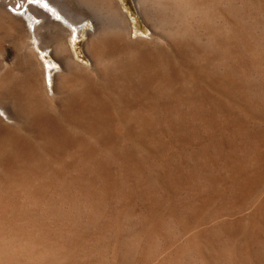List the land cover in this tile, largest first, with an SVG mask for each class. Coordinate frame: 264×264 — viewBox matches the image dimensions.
<instances>
[{
	"label": "bare ground",
	"instance_id": "1",
	"mask_svg": "<svg viewBox=\"0 0 264 264\" xmlns=\"http://www.w3.org/2000/svg\"><path fill=\"white\" fill-rule=\"evenodd\" d=\"M6 1L0 0V15L10 19L8 23L9 31L16 35L19 50L21 55L26 58L30 72L26 81L14 85L13 92L15 96L0 89V120L13 121L19 131L30 130L35 133L43 131L39 138L41 141L39 145L44 150L45 155L43 156H46V159L44 160L36 152L34 153L35 150L32 146L21 141L0 143V152L10 150L14 152V155L6 156L0 163V229L4 225L1 232L6 234L0 240V264L17 262V257L20 255L25 256V259L33 264L38 262L48 264L57 257H66L73 251L78 250V247H74L77 238H79L78 241L86 238L87 233L82 229V223L84 221L93 222L97 217L99 206L108 197L113 195L124 197L132 191H139L141 188L148 187L152 179L162 185L164 192H175L176 194L177 191L192 190L196 178L199 177L198 172L204 169L201 163L205 162L207 165L214 157L217 160L222 158L221 154L226 150L222 146L225 144L220 141L219 136L215 139L211 135V131L219 129L220 134L225 135V132L221 131L222 127H227L225 122L227 124L234 122L236 116L234 117L230 111L225 110L226 108H220L210 97L205 98L201 95L186 99L180 91L174 88L173 83H169L167 86L161 84L154 97L148 94V88L158 78L164 81L166 78L161 77L160 71L152 60L146 58L147 56L144 58L130 55L133 57V63L128 67L123 66V63L118 61L125 56L124 51H127L129 44H132L129 42L132 40V31L131 23L122 12L117 0H77V2L64 0L60 3V7L58 6L60 0H17V3H22L20 9L24 8V11L19 14L20 18H16L6 8L8 4H13V0L10 3H8L9 0ZM136 1L152 30L150 42L155 46L163 45L167 49L176 52L178 57L181 56L180 59H182L184 49L191 46L212 44L214 46L212 50L216 53L218 48H221L220 42L226 37V26L230 27L231 32L237 33L234 28L235 24L229 22L226 25L228 20L226 6L229 0ZM15 11L17 12V10ZM234 15L238 16V14ZM88 21L94 24V31L89 35L86 45L92 61L91 70L108 82V92L118 105L119 117L115 115L118 118L112 116V112L107 106L93 107L87 105L97 97L93 89L96 87L95 85L92 88L81 83L79 90L70 97L65 95L62 90L71 87L69 76L75 77L74 79L78 83L77 76L82 66L77 65L72 59L69 44L80 35V28H82V26L79 28L80 24ZM115 48L121 49L122 52L117 55L118 59L111 57V50ZM36 49L42 52L52 49L54 58L62 67V71L56 75L52 94L48 92L47 81L53 80V72L49 66L38 59ZM215 53L213 54L215 55ZM258 53L259 57L249 64H252L254 69V81H258L262 85L264 84V51H258ZM175 55L174 57H176ZM194 55L198 58L199 54L195 53ZM175 60L177 59L175 58ZM201 60L206 65L208 64L209 60ZM225 61H220V59L212 61V65L222 67ZM242 61H234L230 64L226 62L225 65L228 66L227 68L230 71L227 75L218 74L219 80L212 78L210 80L211 75L214 74L212 70L209 71V76H205V79L213 81V84L210 82V86H213L217 93L231 99L242 114L247 111V117H252L253 114L257 115L264 112V104L261 101V105L258 103H255V106L251 104L250 93L245 92L247 84H249L248 81H251L249 79L251 71L248 72L246 67L240 68L245 65L243 63H246ZM226 67L224 66L227 70ZM167 68L169 79H172L171 68L170 66H167ZM3 70L6 69L3 68ZM137 71H140V73L138 74ZM131 72L132 74L137 73L134 81L129 80ZM113 73L121 74V77L125 76L121 80L122 84H120L119 92L116 88H114L116 89L114 91L111 89L115 84L108 80L111 79ZM97 79L99 80V78ZM263 90L260 89V92H263ZM259 94L254 93L255 98ZM43 100H47L49 106L53 109L60 110L62 119L69 127L70 132L67 129L65 131L64 127L61 128L57 124V118L54 122L51 119L52 117L45 116ZM205 106H210V114H205ZM49 114L48 116H50ZM26 119H30L33 125L30 127L25 126L24 121ZM19 131L18 133H21ZM237 131L239 132V130ZM231 133L233 132L231 131ZM251 140L248 139V141ZM249 145L250 147H246L248 148L245 150L246 153L242 155L238 163L236 162V165L249 164L254 160L253 152L255 148L251 144L247 146ZM225 162H227L226 157ZM238 165L237 167H239ZM230 168L234 170L235 164ZM240 170L236 172L240 177V180L236 181L237 183H223L213 176L214 179L212 178L206 184L203 183L202 191L199 190L198 193H194L193 196L196 197V201L194 199L193 201L195 203L193 202L189 208L184 207V210L180 211L181 213L178 212V221L184 233H194L197 227L192 221L196 217L199 218L204 213L206 214L207 210H213L214 207L212 206H215V201L212 199L214 196L208 197L207 193H210V195L211 193L217 194L215 188L223 189L227 186L232 188L231 191L233 192V188L240 189L243 183L245 185L248 183V180H246L248 176L245 177L242 183L243 174L245 176L246 173ZM230 174L228 175L230 176ZM260 174H258L257 179H259ZM201 176L203 178V175ZM263 176L261 174V177ZM252 183L254 184V182ZM250 185L247 184L246 189L252 186ZM246 189H244L245 192ZM254 190H258V188ZM18 193L24 199L35 202V204L21 207L14 205L10 201ZM136 193L135 195H137ZM250 194L248 197H244V201L236 203L240 209L249 205L251 209L249 220L251 222L247 221L253 227L257 224H254L256 219L254 217L259 215V208L263 202H261V198L259 199V193L257 195L259 197H256V195L253 197ZM246 195L248 194L246 193ZM220 196L222 195L220 194ZM234 196H236V193ZM47 199L57 200L60 204L59 209L55 211L51 205L44 203ZM160 205H163V203ZM171 207L174 208V206ZM178 207L176 208L178 209ZM170 211L171 214L177 215V210L176 212L174 210ZM245 211L246 209L242 212L246 213ZM246 214L248 215V213ZM260 214L261 218L262 211ZM205 221L207 222V219ZM166 223L168 224V222ZM257 226L260 227L261 225ZM262 226L264 227V224ZM233 231L229 225V235H232L231 232ZM246 231L247 229L245 233ZM257 232L259 231L257 230ZM197 236V238L192 239L195 243L194 248L197 247L196 244L198 245L201 242V234Z\"/></svg>",
	"mask_w": 264,
	"mask_h": 264
},
{
	"label": "rangeland",
	"instance_id": "2",
	"mask_svg": "<svg viewBox=\"0 0 264 264\" xmlns=\"http://www.w3.org/2000/svg\"><path fill=\"white\" fill-rule=\"evenodd\" d=\"M10 1L11 0H9L8 3H10ZM62 1L64 0H60L58 4L59 7L61 6L60 3ZM117 1L120 5V8L122 9V12L128 17V21L129 23H131L130 25H131V31H132L131 32L132 40L129 41L132 44H129L127 51H124V53H126L125 56L121 57V59H119L118 61L122 62L123 66L128 67L133 63L134 56L144 57V58L147 56L146 58H149L150 60H152L156 68L160 71L161 77L166 78L165 81L160 80V78H158V80L155 81L148 88L147 90L148 94L154 97L156 96L157 91L159 87L161 86V84L167 86L169 83L170 84L173 83L174 88L180 91V93L183 94V96L186 99H191L193 97L194 98L199 97L201 95L205 98L210 97L215 101V103L220 108L221 107L224 109L226 108L225 110L230 111L231 114H233V116L234 117L236 116V117H235L234 122H231L228 124L225 122L227 127H222L223 130L221 129L222 132L223 131L225 132V135L223 134L222 136L219 132V129H216L215 131H211L212 132L211 135L215 137V139L219 136L220 141L224 142L222 143L225 145H223L222 147L223 149H226V150L224 151L223 154H221L222 158H219V160H217V158L214 157L212 158L211 162H209L207 165L205 164V162L201 163L204 169L200 170L201 173H199L200 171L198 172L199 177L196 178L195 185L191 188L192 190L180 191L181 193L183 192L182 194L179 191H177L176 194L175 192L174 193L164 192L165 190L163 189L162 185L158 184L155 179H152L151 180L152 182L148 184V187L146 186L144 188H141L139 191L138 190L132 191V193L124 197H121L118 195H113L112 197H108L99 206L100 208L98 209L97 217L95 218V220L93 222L84 221V223H82V229L87 233V235L85 239L78 241L79 238H77L76 242H74L75 244L73 243L74 247H78V250L73 251V253H71L70 255L68 254L66 257H63V256L59 258L57 257L56 259L51 260L50 263L52 264H264V261H262L264 260V227L262 226L264 224V219H263L264 217V211H263L264 210V201H263L264 200V197H263L264 196V176L261 177V174L264 175V172H263L264 171V112L257 114V115L253 114L252 117H247V114H246L247 111L245 113L243 108H241L245 113V114H242V112L236 107V105L234 104V102H232L231 99L224 97L220 93H217L214 87L210 86V82L211 84H213V81H209V80L207 81L205 79V76H209V71L212 70L214 74L211 75L212 77H210V80L211 78L214 80H217L219 77L218 74L227 75L229 73L230 69L228 70L227 68L228 66L226 67L225 65L226 62L230 64L234 61L243 60L242 62H246V63H243V65L244 64L245 65L242 67L240 66L238 67H240L241 69L243 67H246L248 69V72L251 71V74H250L251 76L249 78L251 79V81H248L249 84H247L246 90L245 88H243V90H245V92L248 94L250 93L249 99L252 105L255 106L257 103L261 105L260 101L264 104V90H263L264 84L260 85L258 81H254V78H255L254 69H253L252 64H249L253 60L259 57L260 52L258 53V51H264V27H263L264 26V11H263L264 10V0H242V1L241 0H229L227 1L226 12L228 14L227 15L228 20L226 22L227 23L226 25H228L229 22L233 23V25L235 24L234 28L237 30V33L231 32L230 27L226 26V29H227V30L225 29V33H227L226 37H224L225 39L222 42H220V44L217 43L221 46V48H218L216 53L215 51L212 50V48L214 47L212 44L204 45V46H191V47H186L184 49L185 51H183L184 53H183L182 59H180L181 56L180 57L177 56L176 52L167 49L163 45L155 46L153 45V43L150 42L152 30L149 27L148 23L146 22L145 18L143 17L136 0H117ZM12 2H13L12 5L7 3L8 5L6 8L8 11L12 12L16 16V18H20L21 16L19 14H21L24 11V8L20 9L22 3H17V0H13ZM71 2H77V0H72ZM259 4L260 6H258ZM15 10H17L18 14ZM229 14L230 15L233 14V15L230 16ZM234 14H238V16L237 15L235 16ZM0 19H1L0 20V49H1L0 50L1 51L0 52V66H1L0 67V89L7 93H10L13 96L14 95V92H13L14 85H17L19 82L21 83V82L26 81L29 77L30 69L28 68V65L26 63L27 62L26 58L21 55V51L19 50L20 48L19 42H18L16 35H14L11 31H9L10 29L8 28V23L10 19L4 17L3 15H0ZM234 19L236 20L234 21ZM81 26L82 28H80ZM237 27H239L240 29L239 28L237 29ZM259 27H262V28H259ZM79 28L81 31L80 35L77 36V38H75V40L70 42L69 44L72 59L74 60V62L77 63V65L82 66L77 76L78 83H76L77 80L74 79L75 77L69 76L71 87L69 89H66V90L62 89V90L65 92V95L70 97L76 91L79 90L81 83H83L86 87L91 86L92 88L95 85L96 87H94L93 89L95 93L97 94V97L93 100L90 99L91 102L87 103V105L93 106V107L94 106L100 107V105L107 106L111 110L112 116L118 118L119 117L118 105L112 99L111 94L108 92L109 91L108 84H107L108 82L105 81L106 79L100 78L99 75L95 73V71L91 70L92 61L87 52L86 45L89 39V35L93 33L94 31V24L91 21H88L86 23H81ZM36 52L38 54V59L45 65L49 66L50 70L53 72L52 73L53 80L49 82L47 81L48 92L52 94L54 92V82L56 79V75L62 71V67L57 62V60L54 58L52 49H49L45 52H42L41 50L36 49ZM203 52L205 56H203L204 55ZM121 53H122L121 49L115 48L111 50V57L113 59H118L117 55ZM195 53L199 54L198 58L197 56L195 57L194 55ZM213 53H215L216 56ZM130 55L133 57H131ZM174 55L176 57H174ZM175 58L177 60H175ZM201 59H206L207 61L209 60L208 64L206 65L205 63H203ZM219 59L220 61L222 60L225 61L226 59V61L224 62L225 64L223 65L227 68V70L224 68V66L221 67V66L212 65V61H217ZM5 65L7 67H4ZM167 66H170L171 68L170 74L172 75V79H169V75L167 74V69H168ZM3 68L6 70H3ZM87 72H89V74H87ZM137 73L139 74L140 71H137ZM137 73L132 74L131 72V74L129 75V80L134 81L135 75H137ZM96 74L98 77L96 76ZM97 78H99V80ZM123 78H125V76L121 77V74L119 75L118 73L116 74L113 73V76H111V79H108V80H111L115 84V86L112 85L114 87L111 88L113 89V91L116 89L118 92L120 91L119 88H121L120 84H122L121 80H123ZM260 89L263 90V92L262 91L260 92ZM254 93L256 94L260 93V94L259 96H256L255 98ZM42 104H43V110L45 112V116L49 118L52 117L51 119L54 122H55V119L57 118L56 119L57 124L61 126V128L64 127L65 131L67 129V131L70 132L69 127H67V125L64 123L62 119L60 110L53 109L52 107H50L47 100H43ZM205 107L208 110L207 111L205 108V114L206 115L210 114V111H211L210 106H205ZM48 111L50 112V114ZM263 111H264V106H263ZM48 114L50 116H48ZM115 115H117L118 117ZM13 124L14 123L11 120L9 121H6L4 119L0 120V143L21 141L24 144L32 146L35 150L34 153L36 152L40 157H43V159L45 160L46 156H43L45 155L44 150L41 149L39 145V143L41 142L39 138L43 134L42 133L43 131L39 132L41 134L35 133L34 131H30V130L29 131L27 130L19 131L16 129L15 124L14 125ZM24 124L25 126H29V127L33 125L30 119H26L24 121ZM229 130H230V133L231 131L233 132L231 133L232 134L231 137H230L231 134L229 133ZM237 130H239V132ZM18 131L21 133H18ZM226 134H230V135H226ZM249 138L252 139L251 141L254 143H252L251 141H248ZM248 144H251V146L255 148L254 152L256 151V153L253 152V156H255L253 160L254 162L252 161L249 164L248 163L242 164L240 166L237 164L239 166L237 167L236 162L238 163V160H240L242 158V155L246 153L245 150H247L250 147V145L247 146ZM8 155L9 156L14 155L13 150L0 152V163L2 162L3 158H5ZM235 156L238 158H236ZM225 157L227 158V162H225L226 164L224 163ZM229 162H230V165H229ZM234 164H235V168H234L235 171L233 169L231 170L230 168V167H233ZM239 168L240 169L242 168V169L240 170ZM238 170L246 173L245 176L243 174V178H242L243 180H241L242 183L245 180V177L248 176L249 179L246 177V180H248L247 184H251L252 186L251 185L250 186L252 188L249 186L251 189L248 187L246 189L245 186L247 184L245 185V183L243 184L241 183L242 188L243 187L244 188L243 189L233 188V192L231 191L232 188L227 186L226 188L223 187V189L215 188L217 190L216 191L217 194L211 193L210 195V193H207L208 197L214 196L212 199L213 201H215V206H212L214 207L213 210L212 209L207 210L206 211L207 213L203 214L204 217L202 215L199 216L200 220L199 218L196 217L192 221L194 225L196 224L195 227H197V230L194 231V233L191 232L192 235L190 233L188 234L187 232L184 233V230L179 224L178 215L184 210V207L189 208L193 204L194 202L193 199L196 201V197L194 198L193 195L198 193L199 190L200 191L203 190V183L204 184L208 183L209 180H212V178L214 179L213 176H215L217 180L222 181L223 183L234 184L236 181L238 182L240 180V177H238L239 174L238 175L236 174ZM229 173H231L230 176L228 175ZM247 173H249L250 175L249 174L247 175ZM233 174L234 176H232ZM258 174H260L259 179H257ZM201 175H203L204 179L202 178ZM228 177H230L231 179ZM256 179L257 181H255ZM252 182H254V184ZM152 186H153V189H152ZM257 188L258 190H254ZM244 189H246V192ZM238 190H241V191H238ZM184 192L186 193V195ZM234 192L236 193V196H234L235 195ZM135 193L137 195H135ZM246 193L248 195H246ZM258 193L260 197L257 196ZM132 194H133V197H132ZM220 194L222 196H220ZM249 194L253 195V197L256 195V197H259V199L261 198L262 199L261 202H263L259 208V215L254 217V219L256 218L254 221V224L256 223L257 224L253 225V227L249 225V222H251L249 220V214L251 213V209L249 208V205H247L245 208L240 209L238 208L239 205L236 203L238 201H244L245 200L244 197L245 198L248 197ZM260 194L263 196L261 197ZM234 198H236L237 201L236 199L233 201ZM225 199H226V202H225ZM227 199H230V200H227ZM229 201H231L232 203ZM10 202H12L14 205H18V207L29 206V205L35 204V202H31L30 200L24 199L20 193L15 195ZM44 203L51 205L55 211H57L60 206L57 200L52 201V199H47L44 201ZM162 203L163 205H160ZM227 204H229L228 208H227ZM171 206H174V208ZM175 206L178 207L179 210ZM248 208L249 210H247ZM243 209L244 210L246 209L245 212L248 213V215L246 213H243L244 212ZM170 210H174L175 212L177 210L176 212L177 215L171 214ZM261 211H262V217L260 218ZM184 214H188V213H184ZM236 216H238V218H236ZM243 216L245 219L243 218ZM201 217L203 218V220ZM204 219L205 220L207 219V222ZM166 222H168V224ZM202 222L204 225L202 224ZM201 224H202V227H201ZM229 225H230V228H232V231L233 230L235 231V232L234 231L231 232L233 236L229 235L228 233ZM257 225L259 226L261 225V226L258 227ZM2 226L4 227V225ZM3 227L2 229H0V240L3 239L4 235H6V234H2L1 232L3 231ZM245 228L247 229L246 233H245V230H246ZM248 230H249V233L247 234ZM257 230L259 232H257ZM243 232L245 235L243 234ZM198 234H201V242L198 245L196 244L197 247L194 248L195 243H194V240L192 239H194V237L197 238ZM186 235L187 236L189 235V236L187 237ZM193 235L195 236L193 237ZM207 238L211 239L212 242L209 241V239ZM187 243L190 245H188ZM242 249L244 252L241 251ZM17 258H18L17 262L16 261L13 263L10 262V264H33L31 262H28V260L25 259L26 258L25 256L20 255ZM34 264H46V263L38 262Z\"/></svg>",
	"mask_w": 264,
	"mask_h": 264
}]
</instances>
